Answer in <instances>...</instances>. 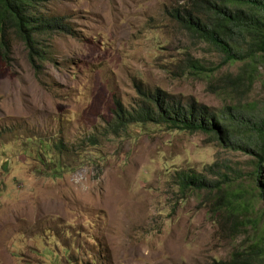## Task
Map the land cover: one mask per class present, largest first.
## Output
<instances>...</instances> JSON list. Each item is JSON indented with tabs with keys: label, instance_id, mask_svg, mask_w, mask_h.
Segmentation results:
<instances>
[{
	"label": "rangeland",
	"instance_id": "obj_1",
	"mask_svg": "<svg viewBox=\"0 0 264 264\" xmlns=\"http://www.w3.org/2000/svg\"><path fill=\"white\" fill-rule=\"evenodd\" d=\"M174 1L46 0L44 9L73 31L50 38L51 59L38 72L13 42L10 63L0 62V128L100 142L53 176L23 151V135L2 137L0 264H212L264 246L256 155L164 124L103 135L115 99L131 108L155 89L216 114L230 106L264 115L261 66L250 86L248 60L223 63L169 15ZM182 171L219 180L222 190L181 188ZM224 191L242 201L238 216Z\"/></svg>",
	"mask_w": 264,
	"mask_h": 264
},
{
	"label": "trees",
	"instance_id": "obj_2",
	"mask_svg": "<svg viewBox=\"0 0 264 264\" xmlns=\"http://www.w3.org/2000/svg\"><path fill=\"white\" fill-rule=\"evenodd\" d=\"M45 3L46 0H0V62L10 63L13 42L18 41L24 46L32 68L38 72L51 59L50 38L57 33H72L66 18L47 12ZM168 13L186 33L221 52L223 63L248 60L252 65L246 74L250 86L251 72L257 73V66L264 73V0H176ZM190 61L198 67L196 60L190 58ZM141 95L140 101L131 108L114 100L112 119L103 135H118L130 125L147 123L211 134L228 149L256 155L251 174L258 196L264 198L263 114L244 113L230 106L229 113L216 114L203 103L190 99L183 104L160 89L141 92ZM19 128L1 127L0 140L4 135L12 134L14 139L23 135V151L53 176L73 170V160L100 142L98 137L90 135L76 144L68 143L59 132L56 135H42L33 130L20 133ZM218 176L224 180L226 174L218 173ZM178 178L179 186L184 189L205 190L207 194L222 190L219 180L207 179L195 171H182ZM226 192L220 198L231 214L238 216L243 210L242 201H232L231 194ZM212 264H264V246L251 245L248 251L233 250L229 258Z\"/></svg>",
	"mask_w": 264,
	"mask_h": 264
}]
</instances>
